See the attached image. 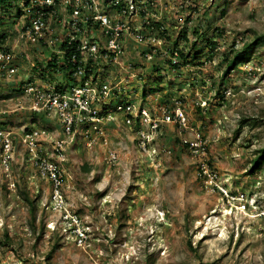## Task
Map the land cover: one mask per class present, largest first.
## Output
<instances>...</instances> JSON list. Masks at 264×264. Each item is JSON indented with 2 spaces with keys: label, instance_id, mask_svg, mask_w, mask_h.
<instances>
[{
  "label": "rangeland",
  "instance_id": "1",
  "mask_svg": "<svg viewBox=\"0 0 264 264\" xmlns=\"http://www.w3.org/2000/svg\"><path fill=\"white\" fill-rule=\"evenodd\" d=\"M24 2L0 8V41L15 51L19 68L0 83L6 110L0 125L17 140L25 128L45 130L39 149L58 162L63 177L54 195L21 144L9 161L0 155V264H264V165L249 174L264 147V44L248 61L227 64L234 51L264 35V0L144 3L142 16L170 35L151 62L129 41L121 62L134 76L114 66L111 91L151 111L164 102L181 105L187 129L162 126L154 151H144L137 127L124 125L117 112V120L98 123L106 143L92 125L89 134L80 125L60 157L53 149L63 138L59 121L28 111L33 98L20 89L28 79L45 85L50 52L18 39L25 18L16 9ZM175 44L182 57L174 70L168 55ZM181 135H198L205 150L193 154ZM21 190L35 202V219ZM75 220L86 232L82 245L73 236Z\"/></svg>",
  "mask_w": 264,
  "mask_h": 264
},
{
  "label": "built area",
  "instance_id": "2",
  "mask_svg": "<svg viewBox=\"0 0 264 264\" xmlns=\"http://www.w3.org/2000/svg\"><path fill=\"white\" fill-rule=\"evenodd\" d=\"M149 1L28 0L23 3L25 22L18 39L50 47L47 57L55 66L49 69L46 63L47 71H43L44 86H36L28 79L21 82L20 89L33 98V102L26 107L28 111L50 114L59 121L63 138H57L53 142V149L59 157L73 140L80 125L86 129L85 134L95 129L97 136L103 137V143H106L101 124L98 123L103 118L107 121L117 120V112L120 113L124 125L137 127L139 146L144 151L154 148L153 143L162 126L176 127L180 131L187 129V116L181 105L164 102L151 111L141 103L122 101L121 96L117 97L111 91V68L115 66L130 74L128 66H124L128 63L121 62L129 41L143 47L141 59L151 62L154 60L153 53L161 48L166 37L170 35L166 28L157 26L156 21L142 16V11L147 10L143 4ZM63 43L69 49L66 59V49L61 48ZM180 49L179 45H175L171 47L168 55L169 66L174 70L177 69L176 65H180ZM16 58L15 51L0 41V83L16 77L19 71ZM68 63L71 68L52 71L53 68L58 69ZM133 76L131 73L129 77ZM124 80L125 75L115 83L121 88ZM58 86L62 89L59 90ZM112 101L116 103L113 104ZM5 111L0 110V114ZM91 125L90 132L87 127ZM44 136L46 137L45 130L31 127L25 128L17 140L7 125H0V155L3 162L9 161L16 143L21 144L33 165L51 181L53 194L58 195L63 176L58 162L41 154L42 149L39 147L44 142H39L43 141ZM180 139L183 146L188 147L193 154L205 150L206 146L198 135L190 139H184V135H181ZM107 158L114 162L117 159L116 153L110 150ZM201 169H204V165ZM72 232L76 241L82 245L86 239L85 230L76 223Z\"/></svg>",
  "mask_w": 264,
  "mask_h": 264
},
{
  "label": "trees",
  "instance_id": "3",
  "mask_svg": "<svg viewBox=\"0 0 264 264\" xmlns=\"http://www.w3.org/2000/svg\"><path fill=\"white\" fill-rule=\"evenodd\" d=\"M16 1H18V0H0V8L2 10H5V9H7V7L14 6ZM25 1H28V0H25ZM18 15L19 16L23 15L22 7H17L16 16H18ZM156 25H158V24H156ZM194 32H197V31H194ZM3 37H4V35H2L0 38H3ZM211 44L215 45L214 42H211ZM262 44H264V35L254 36L250 41H247L240 49L234 51L233 55H232V57L230 59H227L228 67H235V66H237L238 64H240L242 62L248 61L250 56H251V54L253 53L254 49L258 45H262ZM66 46H67V44L63 43L61 45V48L66 49ZM68 51H69V49H66L65 59L69 56V52ZM179 54H180V57H182V54H181L180 51H179ZM191 55L194 56V54H191ZM187 57L184 56V58H187ZM195 58H196V56H195ZM52 60H55V58H53ZM168 64H170V61H168ZM38 65H40V64H38ZM51 66H55V64H52V61L48 60L47 68L50 69ZM176 67L178 68L179 65L178 66L176 65ZM68 68H71V64L70 63H68L66 66L65 65L64 66L61 65V67H59L58 69L53 68L52 71L65 70V69H68ZM58 89L61 90L62 88L60 86H58ZM142 96L144 98L145 92L142 93ZM262 165H264V147L261 148L260 150H258V154L251 160L249 174H253L256 171H258L259 169H261ZM19 195H20L21 199L28 204L29 208L31 209L32 218L35 219L36 206H35L34 200H32L30 198L29 192L27 190H23V191L21 190V191H19ZM31 225L33 226V222H31ZM4 240H5V242L9 241L7 234H5ZM5 242H2V243H5ZM55 247H56V245H54L52 247V249H55ZM49 255H50V253L47 254V256H49Z\"/></svg>",
  "mask_w": 264,
  "mask_h": 264
}]
</instances>
